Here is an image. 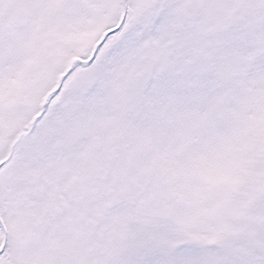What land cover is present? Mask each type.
Wrapping results in <instances>:
<instances>
[{"label":"snow or ice","instance_id":"snow-or-ice-1","mask_svg":"<svg viewBox=\"0 0 264 264\" xmlns=\"http://www.w3.org/2000/svg\"><path fill=\"white\" fill-rule=\"evenodd\" d=\"M0 264H264V0H0Z\"/></svg>","mask_w":264,"mask_h":264}]
</instances>
